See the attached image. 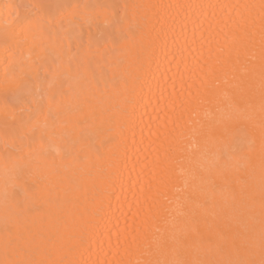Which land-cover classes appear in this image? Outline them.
<instances>
[{"label": "bare ground", "instance_id": "bare-ground-1", "mask_svg": "<svg viewBox=\"0 0 264 264\" xmlns=\"http://www.w3.org/2000/svg\"><path fill=\"white\" fill-rule=\"evenodd\" d=\"M0 264H264V0H0Z\"/></svg>", "mask_w": 264, "mask_h": 264}]
</instances>
